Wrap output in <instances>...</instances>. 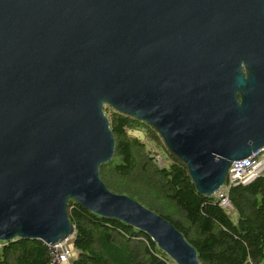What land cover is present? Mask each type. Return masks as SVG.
<instances>
[{"label":"water","instance_id":"water-1","mask_svg":"<svg viewBox=\"0 0 264 264\" xmlns=\"http://www.w3.org/2000/svg\"><path fill=\"white\" fill-rule=\"evenodd\" d=\"M106 107L153 128L214 196L264 147V0H0V241L69 239L73 200L199 264L170 222L102 182Z\"/></svg>","mask_w":264,"mask_h":264},{"label":"trees","instance_id":"trees-1","mask_svg":"<svg viewBox=\"0 0 264 264\" xmlns=\"http://www.w3.org/2000/svg\"><path fill=\"white\" fill-rule=\"evenodd\" d=\"M104 113L115 140L112 159L99 168L109 191L170 222L195 250L199 264L263 262L264 174L231 187L227 198L233 211L226 212L214 196L196 192L185 166L153 128L107 107ZM136 130L162 146L164 167L154 163L147 141L131 135ZM67 213L74 228L71 264H175L146 234L130 226L94 215L73 200L67 202ZM50 258L41 241H0V264H50Z\"/></svg>","mask_w":264,"mask_h":264},{"label":"built area","instance_id":"built-area-1","mask_svg":"<svg viewBox=\"0 0 264 264\" xmlns=\"http://www.w3.org/2000/svg\"><path fill=\"white\" fill-rule=\"evenodd\" d=\"M152 156L154 163L158 167H164V161L162 156L157 150L152 149ZM264 174V147L251 153V155L245 159L234 161L231 163L224 184L214 194V197L218 200V205L226 212H232V206L227 198V192L231 187L238 185H247L254 179ZM74 239V233L67 240H64L54 246H47L50 253V264H70L72 258V242ZM70 240L71 248L66 246V243ZM261 264H264V260Z\"/></svg>","mask_w":264,"mask_h":264},{"label":"rangeland","instance_id":"rangeland-1","mask_svg":"<svg viewBox=\"0 0 264 264\" xmlns=\"http://www.w3.org/2000/svg\"><path fill=\"white\" fill-rule=\"evenodd\" d=\"M131 135L139 138L140 140H142L144 142L147 141L148 145L150 146V148L156 149L160 153V155H162V156L166 155V153H165V151H164V149L162 148L161 145H159L157 143H153L148 138H146L143 130L132 131ZM66 246L71 248L70 240L66 243ZM74 256H75L74 251H72V259L74 258Z\"/></svg>","mask_w":264,"mask_h":264},{"label":"flooded vegetation","instance_id":"flooded-vegetation-1","mask_svg":"<svg viewBox=\"0 0 264 264\" xmlns=\"http://www.w3.org/2000/svg\"><path fill=\"white\" fill-rule=\"evenodd\" d=\"M246 70H245V67L242 65V73H245Z\"/></svg>","mask_w":264,"mask_h":264},{"label":"crops","instance_id":"crops-1","mask_svg":"<svg viewBox=\"0 0 264 264\" xmlns=\"http://www.w3.org/2000/svg\"><path fill=\"white\" fill-rule=\"evenodd\" d=\"M73 251V250H72ZM74 259V258H73ZM72 258H71V260H70V263H71V261L73 260Z\"/></svg>","mask_w":264,"mask_h":264}]
</instances>
